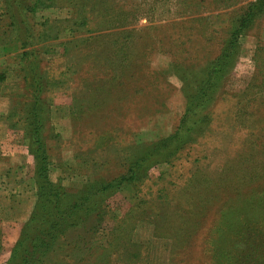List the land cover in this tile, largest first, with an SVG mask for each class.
Here are the masks:
<instances>
[{
  "label": "rangeland",
  "instance_id": "1",
  "mask_svg": "<svg viewBox=\"0 0 264 264\" xmlns=\"http://www.w3.org/2000/svg\"><path fill=\"white\" fill-rule=\"evenodd\" d=\"M44 1L23 44L0 45V264L37 200V143L50 181L69 193L126 175L133 157L175 132L185 90L200 86L254 0ZM8 28L0 20V43ZM230 58L178 152L107 200L120 215L145 202L130 220L137 246H121L118 264H264V8ZM93 225L67 240L104 245Z\"/></svg>",
  "mask_w": 264,
  "mask_h": 264
},
{
  "label": "trees",
  "instance_id": "2",
  "mask_svg": "<svg viewBox=\"0 0 264 264\" xmlns=\"http://www.w3.org/2000/svg\"><path fill=\"white\" fill-rule=\"evenodd\" d=\"M40 4L50 6V3L44 0H34L31 4L26 0H0V20L8 22L9 28L4 33L10 35L8 41L3 40L4 42L0 43L3 52L13 48L8 44L14 43L16 46L23 44L21 34L31 29L29 14ZM263 8L264 0H254L247 5L245 12L227 35L220 54L212 60V70L203 76L200 86L195 91L185 90V95L190 100L175 132L155 142L138 157H133L128 162L126 175L106 182L98 179L69 193L60 184L50 181L45 165L46 156L40 151L41 143L38 142L34 150L39 163L37 200L5 264H118V260L112 257L119 253L121 246L127 248L129 244L135 245L131 244L133 227L130 226V220L134 217L133 209H141V204L145 202L139 199L134 204L135 207L132 206L128 212L120 215L117 210L111 208L106 210L107 200L118 193L123 185H134L145 179L152 166L161 160L169 161V157L178 152L190 136L191 121L202 114L201 110L206 107L211 95L219 87L220 79L230 65V55L239 33L263 12ZM13 49L16 51L17 48ZM17 54L22 58L26 52L19 51ZM25 72L31 73L26 82L34 87L37 83L34 67H26ZM38 111V108H33L32 120L35 123L40 121ZM39 127H33L32 133L36 130L38 132ZM89 222L94 223L95 230L97 228L106 232L105 244L99 246L85 241L80 247L76 243H69L67 236L70 231L83 228ZM76 250L83 254L78 259L74 257L76 253L73 254ZM99 251L101 253L94 256ZM91 257L94 258L92 261Z\"/></svg>",
  "mask_w": 264,
  "mask_h": 264
}]
</instances>
